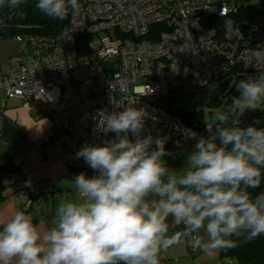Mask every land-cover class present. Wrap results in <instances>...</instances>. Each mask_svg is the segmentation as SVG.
Segmentation results:
<instances>
[{
    "label": "clouds",
    "instance_id": "1",
    "mask_svg": "<svg viewBox=\"0 0 264 264\" xmlns=\"http://www.w3.org/2000/svg\"><path fill=\"white\" fill-rule=\"evenodd\" d=\"M21 3L0 0V7ZM36 7L63 20L80 3L37 0ZM245 55L259 74L239 81L231 112L206 122L207 138L186 133L197 142L180 170L167 166L162 140L141 136L146 112L136 101L104 114L100 131L114 137L76 153L97 174L74 177L76 197L58 202L50 228L42 231L23 210L0 220V264H161L181 244L209 253L264 236V191H252L264 182V127L240 126L264 104V46Z\"/></svg>",
    "mask_w": 264,
    "mask_h": 264
},
{
    "label": "built area",
    "instance_id": "2",
    "mask_svg": "<svg viewBox=\"0 0 264 264\" xmlns=\"http://www.w3.org/2000/svg\"><path fill=\"white\" fill-rule=\"evenodd\" d=\"M79 3L56 34L15 36L24 51L0 67L6 98L49 120L35 146H51L74 176L97 174L76 153L114 137L100 131L104 114L136 101L134 107L146 112L141 136L162 140L165 149L194 151L197 139L208 137L211 121L187 126L165 109V98L181 99L228 77L257 73L245 53L264 46V15L247 0ZM249 5L254 11L246 16ZM188 131L197 139L188 138ZM19 199L24 208L32 205L28 193Z\"/></svg>",
    "mask_w": 264,
    "mask_h": 264
},
{
    "label": "crops",
    "instance_id": "3",
    "mask_svg": "<svg viewBox=\"0 0 264 264\" xmlns=\"http://www.w3.org/2000/svg\"><path fill=\"white\" fill-rule=\"evenodd\" d=\"M47 118L35 117L20 101L7 99L0 88V152L14 149L13 163L17 173L0 176V220L23 210L43 231L53 226L59 201L76 197L74 174L51 146L37 147L35 142L48 129ZM167 150V149H166ZM188 155L192 151H182ZM31 195L32 205L22 209L19 195ZM161 264H236L233 259H221L218 250L204 253L186 244L175 246L164 254Z\"/></svg>",
    "mask_w": 264,
    "mask_h": 264
},
{
    "label": "trees",
    "instance_id": "4",
    "mask_svg": "<svg viewBox=\"0 0 264 264\" xmlns=\"http://www.w3.org/2000/svg\"><path fill=\"white\" fill-rule=\"evenodd\" d=\"M252 1H257L258 7L256 11L264 15V0H247L249 3H252ZM36 3L37 0H22V3L16 9L0 7V37L14 38L22 34L54 35L68 24L72 11H70L67 18L60 20L49 17L41 12L36 7ZM252 11H254V9H252V5H249L245 9V15L249 16L252 14ZM258 74L259 73H257V75ZM249 76L252 75L241 74L234 78H226L213 90L211 102L216 104L220 101L218 97H227V102H229L230 97L237 94L235 90L239 81L247 79ZM231 81L234 83L229 87L228 84ZM162 105L166 110L178 116L187 126H192L194 121L204 120L203 110L199 108L193 95L184 96L181 99L168 97L165 98ZM256 111L259 110L256 109ZM247 125L264 127V111H262V115L259 118L240 126L245 127ZM13 159L14 149L12 147L7 148L3 153L0 152V176L2 173H17L20 171V167L13 163ZM252 191L254 193L264 191V182H262L260 188ZM22 209H24L23 206ZM233 239L236 238L234 237ZM189 248L192 249V247ZM218 252L221 259H233L236 264H264V236H259L252 241H247L241 237L236 248L221 249L218 250Z\"/></svg>",
    "mask_w": 264,
    "mask_h": 264
},
{
    "label": "rangeland",
    "instance_id": "5",
    "mask_svg": "<svg viewBox=\"0 0 264 264\" xmlns=\"http://www.w3.org/2000/svg\"><path fill=\"white\" fill-rule=\"evenodd\" d=\"M252 5L257 8V1H252ZM23 43L17 42L14 38L11 37H0V67L7 68L9 64V57L18 53H22ZM247 75V74H246ZM257 75V73H253L252 76ZM248 78V77H247ZM234 83L231 81L228 86ZM220 85L219 81L213 83L212 85L206 87L201 92L193 95L194 100L198 103L200 109L203 110L204 113V121H211L214 116L219 112H231L232 98L238 95V90L236 87V93L230 97V101L227 102V97H218L220 101L216 104L211 102V94L215 88ZM227 91V90H226ZM219 103V104H218ZM257 110L264 111V104L258 106ZM169 155L165 156L164 159L167 163V166L174 170H180L186 165V157L189 155L184 154L182 150L176 148H168L166 150ZM11 175L10 173H6L4 176Z\"/></svg>",
    "mask_w": 264,
    "mask_h": 264
},
{
    "label": "water",
    "instance_id": "6",
    "mask_svg": "<svg viewBox=\"0 0 264 264\" xmlns=\"http://www.w3.org/2000/svg\"><path fill=\"white\" fill-rule=\"evenodd\" d=\"M261 115H262L261 111L250 110L249 112L245 113L244 117L241 118L240 125H245L246 123L259 118Z\"/></svg>",
    "mask_w": 264,
    "mask_h": 264
},
{
    "label": "flooded vegetation",
    "instance_id": "7",
    "mask_svg": "<svg viewBox=\"0 0 264 264\" xmlns=\"http://www.w3.org/2000/svg\"><path fill=\"white\" fill-rule=\"evenodd\" d=\"M249 112V111H248Z\"/></svg>",
    "mask_w": 264,
    "mask_h": 264
}]
</instances>
